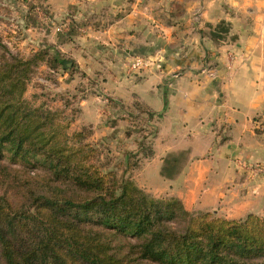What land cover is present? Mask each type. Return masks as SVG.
<instances>
[{"label":"trees","instance_id":"trees-1","mask_svg":"<svg viewBox=\"0 0 264 264\" xmlns=\"http://www.w3.org/2000/svg\"><path fill=\"white\" fill-rule=\"evenodd\" d=\"M0 50V151L47 171L21 181L0 166V264H264V216L189 211L178 197L153 196L130 176L104 171L87 140L90 123L68 134L65 110L24 97L37 66L70 70L74 62L43 48ZM63 106L71 103L63 98Z\"/></svg>","mask_w":264,"mask_h":264},{"label":"rangeland","instance_id":"rangeland-1","mask_svg":"<svg viewBox=\"0 0 264 264\" xmlns=\"http://www.w3.org/2000/svg\"><path fill=\"white\" fill-rule=\"evenodd\" d=\"M70 1L83 0H0V43L7 46L6 55L26 56L43 48L48 49L50 54L58 51L63 57L74 62V67L70 70L55 71L47 63L37 66L27 83L24 97L34 105H43L52 110H65L61 116L63 121L72 118L68 134L86 124L83 121L81 107L85 100L95 99L94 101L99 104L98 109H94L96 113L98 112L99 122L90 123L92 133L87 140L100 150L98 163L102 165L104 171L113 170L118 176L122 173L130 176L139 187L153 196H175L171 192L172 184L157 189L144 180L145 178L152 183L163 180L166 171L172 168L166 167V163L157 170L149 167L145 173L139 174L144 162L151 158L144 157L142 148L153 149L152 145L158 132L157 115L136 100L123 101L118 98L107 84L121 80L125 83L129 80H138L151 70L163 71V74L167 71L169 81L178 79L191 69L193 74L200 73L210 77L215 73L210 71L213 61L204 51L200 55L185 54L186 49L183 47L191 44H185L187 42L177 37L171 41V50H165L164 44L167 41L163 34L164 27L151 20H148L149 24L140 25V27L144 25L142 30L137 23L119 24L122 28L109 34L105 32L106 29L120 13L115 11L116 7L108 3L97 4L96 9H101L99 12L104 19L97 22L94 21L88 4L75 5ZM131 1L133 2L126 0L129 4L124 6L125 11L130 7ZM167 1L170 0H151L149 6L153 7L151 13H160V16L161 13H168L161 10ZM171 1L175 4L174 13L180 15L182 11L179 3H175L176 0ZM193 17L192 24L185 29L178 24L174 31L183 30L188 35H193L191 33L197 31L194 25L201 19L200 8L194 10ZM259 27L264 34V23ZM112 34L122 36L117 38ZM172 47L178 48L174 51ZM1 54L3 51L0 50V56ZM231 55L234 57L236 54L231 52ZM137 59L143 60L146 67L140 69L133 67ZM190 65L193 66L191 69L188 68ZM63 98L71 103L67 109L63 106ZM74 109H78L79 112L76 114ZM261 121L258 120L253 125V130L258 136L264 134V120ZM171 132L166 134V139L180 138L179 131L175 136H169ZM224 138L225 136L221 137L219 141L222 143ZM140 142L143 143L141 148L138 145ZM178 155L180 154L168 153L166 159L172 160L178 158ZM211 156L210 150L197 159H211ZM262 159L246 160L241 156L231 158L227 168L230 172L235 171V175H229L232 182L223 187L226 192L230 190V194L226 193L223 201L221 199L211 209L198 208L196 203H192L193 205L187 204L188 210L209 211L225 218H240L248 213L264 216ZM0 166L18 171L21 181H28L38 174H47V171L36 162L13 160L12 154L7 151H0ZM4 189L6 188H0V193H3ZM7 195L11 196V192ZM183 205L185 207L184 203ZM123 238L119 237V245L126 244Z\"/></svg>","mask_w":264,"mask_h":264},{"label":"crops","instance_id":"crops-1","mask_svg":"<svg viewBox=\"0 0 264 264\" xmlns=\"http://www.w3.org/2000/svg\"><path fill=\"white\" fill-rule=\"evenodd\" d=\"M115 1L70 2L88 4L97 22L104 20L101 9H96L97 4L116 7L115 11L121 14H116V19L109 24L105 31L109 34L121 29L119 24L137 23L140 27L151 20L164 27L165 50H171V41L177 37L191 44L183 47L185 54L200 55L204 51L213 61L210 71L216 74L210 77L193 74L190 65L191 70L171 81L167 80L166 70L165 74L151 70L127 84L123 80L107 84L118 98L140 102L159 120L153 155L144 162L139 174L149 167L157 170L165 163L172 168L166 171L163 180L152 183L144 178L146 183L157 189L172 184V194L183 201L187 210V204L192 203L198 208L211 209L221 199L223 201L226 193L230 194V190L226 192L223 187L232 182L229 175H235V171L227 168L231 158L264 160V134L258 136L253 130L254 123L264 120V34L259 27L264 23V0H176L182 11L180 15L174 13L175 4L170 0L161 8L168 13L161 16L151 13V0H133L126 11L124 6L129 2ZM197 8L201 9V19L194 25L197 31H189L193 35L183 30L174 31L178 24L184 29L192 24ZM112 36L121 38L122 35ZM192 41L199 43L192 44ZM177 48L172 47V50ZM231 52L236 55L231 57ZM94 100H85L81 107L86 123L99 122L98 112L94 110L99 104ZM170 131L169 136L179 131L180 138L166 139ZM224 136L221 143L219 139ZM210 150L211 159H197ZM173 152L180 155L167 161V154Z\"/></svg>","mask_w":264,"mask_h":264},{"label":"built area","instance_id":"built-area-1","mask_svg":"<svg viewBox=\"0 0 264 264\" xmlns=\"http://www.w3.org/2000/svg\"><path fill=\"white\" fill-rule=\"evenodd\" d=\"M145 63H143V60L141 59H137L134 63H133V67H137V68H143L146 67V65H144Z\"/></svg>","mask_w":264,"mask_h":264}]
</instances>
